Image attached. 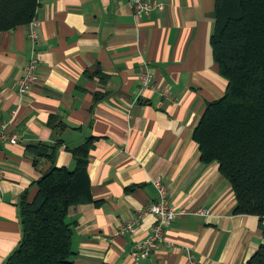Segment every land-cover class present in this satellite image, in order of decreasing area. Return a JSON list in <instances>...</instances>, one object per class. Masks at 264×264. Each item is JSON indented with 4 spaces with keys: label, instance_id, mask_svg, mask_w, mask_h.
Masks as SVG:
<instances>
[{
    "label": "crops",
    "instance_id": "0c3cea01",
    "mask_svg": "<svg viewBox=\"0 0 264 264\" xmlns=\"http://www.w3.org/2000/svg\"><path fill=\"white\" fill-rule=\"evenodd\" d=\"M150 1L157 7L137 18L130 0H38L35 40L29 24L0 31V127L18 139L0 143V264L21 240L22 198L51 166L28 147L54 144V165L73 169L88 139L93 201L68 216L77 264H246L264 244V219L234 213L230 182L193 137L228 85L210 45L216 0ZM32 56L38 79L20 94ZM156 178L185 213L136 259L156 219L142 214L159 198Z\"/></svg>",
    "mask_w": 264,
    "mask_h": 264
},
{
    "label": "trees",
    "instance_id": "16d2710c",
    "mask_svg": "<svg viewBox=\"0 0 264 264\" xmlns=\"http://www.w3.org/2000/svg\"><path fill=\"white\" fill-rule=\"evenodd\" d=\"M38 0H0V31L29 24ZM213 59L228 81L194 130L201 159L216 162L236 197L235 214L264 219V0H216ZM92 139L73 149V169L54 165L58 146L28 147L51 166L35 197L20 202L22 237L4 264H77L70 210L93 201L87 173ZM246 264H264V244Z\"/></svg>",
    "mask_w": 264,
    "mask_h": 264
},
{
    "label": "built area",
    "instance_id": "2783aa9c",
    "mask_svg": "<svg viewBox=\"0 0 264 264\" xmlns=\"http://www.w3.org/2000/svg\"><path fill=\"white\" fill-rule=\"evenodd\" d=\"M134 15L137 18H142L144 15L149 14L153 9L157 7V4L150 0H130ZM31 29L29 36L32 40H35L37 37L36 32V22L33 19L29 23ZM39 67L38 58L32 56L24 69V73L18 80V90L20 94L26 93L30 87L36 83L38 79L37 69ZM141 81L144 86L151 81V73H144L141 75ZM17 137L14 133L10 132L7 124H3L0 127V143L1 142H10L15 144L17 142ZM0 169V180L2 178V173ZM153 184L158 192V200L149 205L142 214H153L155 216V223L151 228L150 234L137 241L134 245L132 251V256L134 258L145 257L150 254V252L156 247L157 243L167 240L166 238V228L172 223V221L185 213L182 209H176L173 204H171L167 197V189L165 184L160 178H156L153 181ZM132 223L128 222L122 226L121 233L125 230H132Z\"/></svg>",
    "mask_w": 264,
    "mask_h": 264
}]
</instances>
